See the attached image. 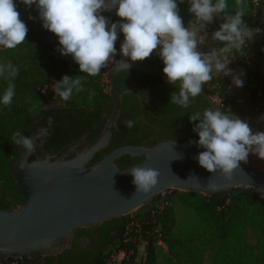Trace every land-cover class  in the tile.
<instances>
[{
    "label": "trees",
    "instance_id": "1",
    "mask_svg": "<svg viewBox=\"0 0 264 264\" xmlns=\"http://www.w3.org/2000/svg\"><path fill=\"white\" fill-rule=\"evenodd\" d=\"M247 1L246 15L242 19L250 29H263L259 41H248L258 61L256 70L252 71L242 63L241 51H234L228 55L246 71L248 81L245 89L250 108L256 109L258 115L264 116V78L261 73L264 69V22L260 26L254 22L251 14L252 4L249 0H245V4ZM15 2L20 19L26 24L28 32L26 40L15 49L0 48V64L10 62L18 68V74L11 80L0 77V96L9 83L15 86L11 105L0 104V210L17 209L23 202V196L16 188L11 173L17 158V145L11 140L12 134L20 131L24 136H28L34 128V120L42 114L41 108L46 100L62 104V112L66 113L71 124L85 128L87 123L85 116L99 118L100 110L105 108L110 97L108 89L105 90L102 84L104 74L100 72L97 76L91 77L80 73L78 64L73 62L71 56H62L56 50L59 47L58 38L42 27L35 5L26 9L19 0ZM227 2L229 5L227 11L233 13L235 0ZM178 6L185 27H188L191 21L195 22L193 14L188 12L189 4L186 0L184 3H179L178 0ZM102 15L108 17L111 22L121 19L115 15V11L104 12ZM220 23L221 19L214 18L213 23L206 27L208 29L206 31L218 30ZM121 41L122 33L116 43ZM143 62L152 69L163 71L164 64L156 55L152 54ZM65 75L70 78L83 76L84 90L79 93L74 91L67 102L56 96L52 87L43 91L46 85L53 86ZM122 77L144 82L147 90L151 92L153 107L158 113L146 108L142 114L146 122L153 123L168 133L166 135L163 132L160 135L162 140L198 141L199 136L193 131V127L199 121L190 122L189 115L210 107L200 95L188 108H182L170 103L171 94L178 91V88L168 84L166 78L133 71L121 73L119 78ZM203 89L212 98L219 100L222 111H231L241 119L242 111L238 109L236 99L228 92L227 76L214 74V78L206 83ZM129 98L127 99L130 101ZM127 99L123 112L128 120L134 122V126L128 128L130 130L122 144L142 146L149 137V128L141 119L140 108L137 112L124 110V107L129 106ZM55 121H61L62 124L65 122L57 116ZM67 132L65 130L57 133L58 140H63ZM137 163L138 161L126 158L121 166L125 169ZM259 193L260 191L241 187L207 197L196 192L169 190L164 193L166 197L160 196L141 207L133 217H122L96 228L99 245L94 244L92 250L81 251L72 246L56 256L42 257L37 254L36 257L41 259L43 264H104L108 252L113 247H120L133 251L129 259V264H133L138 251L132 243L133 234L129 235L130 239L126 242L125 228L134 220H138L143 230L148 232L147 235H143L147 245L144 250L145 257L140 264H157L156 250L159 244L167 248L168 259L174 264H204L203 254L206 251L212 264H264V200L259 197ZM160 204H163V207L156 208ZM178 208L192 215V222L197 225L193 232L187 233L183 230V225H179ZM249 237L253 242L249 241ZM29 257L23 258V262ZM11 260L5 259L3 264Z\"/></svg>",
    "mask_w": 264,
    "mask_h": 264
},
{
    "label": "clouds",
    "instance_id": "2",
    "mask_svg": "<svg viewBox=\"0 0 264 264\" xmlns=\"http://www.w3.org/2000/svg\"><path fill=\"white\" fill-rule=\"evenodd\" d=\"M26 9L33 5L38 11L42 27L55 34L62 56H71L79 71L86 76H97L109 65L127 70L132 62L143 61L153 52L162 60L166 82L178 88L171 94L170 103L188 108L201 95L206 83L214 74L231 76L232 84L243 86L241 76L228 67V54L241 51L252 40L255 33L242 19L246 15L245 0H235V10L229 13L227 0H188V12L201 29L222 20L211 39L222 45L203 51L204 35L185 27L179 15L178 0H19ZM184 3V0H179ZM115 11L121 18L117 22L102 13ZM31 19V17H30ZM28 29L20 19L15 0H0V48L15 49L26 40ZM121 59L115 61V43L120 34ZM127 58V59H125ZM18 74L12 63L0 64V77L11 80ZM83 76H63L52 88L56 96L67 102L76 93L82 92ZM15 95V86L9 83L0 96V104L9 106ZM195 123L193 131L199 136L196 143L205 149L195 159L210 173L219 172L231 179L240 162L247 163L249 154L264 160V131H255L249 123L218 107H209L189 115ZM264 119V116L261 117ZM51 127L53 120H47ZM126 127L132 128L129 120ZM48 128L39 129L33 136H24L20 131L12 134V142L27 153L36 151L37 146L48 136ZM180 158V157H179ZM136 192H149L158 182V170L144 167L130 168ZM209 187L214 185L209 184Z\"/></svg>",
    "mask_w": 264,
    "mask_h": 264
},
{
    "label": "water",
    "instance_id": "3",
    "mask_svg": "<svg viewBox=\"0 0 264 264\" xmlns=\"http://www.w3.org/2000/svg\"><path fill=\"white\" fill-rule=\"evenodd\" d=\"M120 59L117 51L115 61ZM129 63L128 71L166 78L163 71L152 69L143 61L129 60ZM111 67V70L102 69L101 72L109 82L113 111L100 137L89 149L73 159H51L37 158L35 152L27 153L17 146L11 173L23 202L17 209L0 210V259H23L37 254L56 256L72 244L85 249L90 245V239L78 237L79 231L128 217L169 190L196 192L207 197L241 187L264 191V169L240 162L231 179L219 172L210 173L195 159L205 149L190 141H164L154 126H151L156 133L153 146H123L87 167L96 153L108 147L113 133L118 130L116 122L124 95L134 93V90L117 92L115 77L127 70L118 69L114 64ZM200 96L210 107L219 108L204 89ZM141 119L148 125L143 114ZM31 155L36 159L29 162ZM120 158H139L140 161L119 169L115 161ZM135 166L152 168L160 173L157 184L147 193L136 192L130 174V168Z\"/></svg>",
    "mask_w": 264,
    "mask_h": 264
},
{
    "label": "flooded vegetation",
    "instance_id": "4",
    "mask_svg": "<svg viewBox=\"0 0 264 264\" xmlns=\"http://www.w3.org/2000/svg\"><path fill=\"white\" fill-rule=\"evenodd\" d=\"M112 67L109 65L108 71L111 70ZM123 72L118 73L115 77V85L118 93H121L123 91L127 90H134V93L131 95H124L122 105H121V112L117 119L116 125H117V131L113 133L109 145L105 150H102L98 153H96L91 160L88 161L86 164L87 167L93 166L100 160H102L104 157H106L111 151L118 149L123 146H131V145H123L122 143L127 138V134L130 129L126 127V122L129 121L126 118V114L123 112V106L124 102L127 98L130 99V101L127 99L128 105L124 107V110L130 111V112H137L138 108L140 113L144 111V109L148 108L150 111L155 112L156 114L158 111L154 110V103L152 102L151 98V92L147 90V87L144 82L142 81H131L127 80L126 78L122 77L119 78V75ZM108 91H109V82H108ZM138 96V97H137ZM63 106L59 102L51 101L50 103L45 104L41 108L42 114L38 116L34 120V128L32 132L28 136L35 135V133L39 129L48 128V136L42 141L38 142L40 143L39 149L37 148L35 152L37 158L39 157H49L51 159H56L59 157H65L66 159H73L85 150L89 149L100 137V134L106 125L107 121L110 119L112 111H113V102L109 99L107 100V105L105 108L101 109L99 112V118L94 119L90 118L89 116H85L86 127L78 126L75 127V125L71 121H69L67 115L63 111ZM56 116L61 118L63 121H65L63 124L61 121L56 122ZM51 117L53 120V124L51 127L48 126L47 120ZM84 118V117H83ZM144 123V122H143ZM148 123V122H147ZM147 125V124H146ZM148 134L149 137L145 139V142L142 146L151 147L155 144L156 139V133L153 129L154 126L159 130V137L164 132V134H168L164 129L158 128L153 123H148ZM67 130L65 137L63 140H58L57 133L65 132ZM161 139V137H160ZM164 141H170V140H164ZM36 159L35 156L31 155L28 158L29 162H32ZM126 158H120L115 161V164L119 169H122L123 166H121L123 160ZM127 160H135L140 161L139 158L134 159H127ZM99 227H95L91 230H82L78 232V237L87 236L90 239V245L87 246L85 249H79L77 245L72 244L71 247H75L78 250L85 251V250H92L93 245H97L99 236L95 233V229ZM90 234V235H88ZM99 245V243H98ZM97 245V246H98ZM78 250H76L78 252Z\"/></svg>",
    "mask_w": 264,
    "mask_h": 264
},
{
    "label": "rangeland",
    "instance_id": "5",
    "mask_svg": "<svg viewBox=\"0 0 264 264\" xmlns=\"http://www.w3.org/2000/svg\"><path fill=\"white\" fill-rule=\"evenodd\" d=\"M186 1L188 2V0H186ZM249 1H250V4H252L251 14L253 15V20H254V22L257 25L260 26V24H262L264 22V0H249ZM247 4H248V1L245 4V7L247 6ZM261 4H262V6H261ZM257 7H260V8L256 10ZM261 12L263 13V17H260ZM188 27H189L190 30L197 32V34H198L197 38H199L201 35L205 36L206 43H205V45L201 46V50L207 51V50H210L212 47H220L217 42H214L211 39V35H212V33L214 31L208 32V31H206V30H208L207 28L206 29H201L199 24L196 21L195 22L191 21L188 24ZM260 30H263V29H260ZM252 31L255 33L256 29H252ZM261 34L260 33H256L254 35L253 39L249 40V41H253V42L254 41H259L261 39ZM121 42L115 43L118 53H119V48H120ZM153 55H156L155 51L153 52ZM228 58L230 59L229 55H228ZM228 67L231 68V64L230 63L228 65ZM106 69H109V66ZM227 78H230V76H227ZM52 81L54 82L53 79H52ZM102 84L104 85V88H105V85H106V77H105V75H104V77L102 79ZM51 87H52V85H46L43 88V91H46L47 89H49ZM213 99H215V98H213ZM50 102H51L50 100L49 101L46 100L44 104H47V103H50ZM239 106L244 107V103L240 104ZM258 121H259V119H258ZM248 160H250V159L248 158ZM166 196H167L166 194H163L162 198H164ZM139 209H137L136 211H133L128 216L129 217H133L138 212ZM177 213H178V217H177L178 223H179L180 226L183 225L182 226L183 230L185 232H187V233L193 232L197 225H196V223L192 222L193 221L192 215L188 211H186V210H184L182 208H178L177 209ZM249 241L253 242L251 237H249ZM138 250H139L138 251V256H137V259L135 261V264H140V254L143 252V248L140 246L138 248ZM156 252H157V264H174V262L172 260L168 259L169 255L167 253V248L164 245L159 244ZM203 257H204V260H203L204 264H212L210 255H209V253L207 251L203 254ZM24 262L27 263V264H43V261L41 259L37 258L36 255H33L32 258L29 257L28 260H26Z\"/></svg>",
    "mask_w": 264,
    "mask_h": 264
},
{
    "label": "built area",
    "instance_id": "6",
    "mask_svg": "<svg viewBox=\"0 0 264 264\" xmlns=\"http://www.w3.org/2000/svg\"><path fill=\"white\" fill-rule=\"evenodd\" d=\"M260 17H263V13L261 12ZM262 33V30L259 32ZM241 55L243 56L242 63L252 71L256 70V64L258 63L256 56L251 51L249 43L241 50ZM262 75L264 78V69L262 70ZM108 89V80L106 78V85L105 90ZM217 105L220 108V102L217 99H214ZM259 197L264 200V191H260ZM163 207V204L156 206V208ZM147 231L143 230V226L141 222L138 220H134L125 228V237L126 242L130 239L129 235L133 234L132 243L135 245L137 251L138 248L141 246L143 248V252L140 254V263H142L145 257V246L147 245L146 241L143 239V235H147ZM133 251H127L126 249L120 247H113L107 254L106 258L104 259V264H129V259ZM138 256V255H137ZM3 260L0 259V264H3ZM7 262V261H6ZM7 264H25L22 259H12L11 261L7 262Z\"/></svg>",
    "mask_w": 264,
    "mask_h": 264
},
{
    "label": "crops",
    "instance_id": "7",
    "mask_svg": "<svg viewBox=\"0 0 264 264\" xmlns=\"http://www.w3.org/2000/svg\"><path fill=\"white\" fill-rule=\"evenodd\" d=\"M229 57H230V64H231V68L233 72L236 74H240L241 72L243 73V75L241 76V79L243 80V86L239 88L234 86L232 84V77L230 76V78H228L229 80L228 92L231 96H233L236 99L237 107L239 110L242 111L241 119L249 123V126L253 129V132L264 131V128H263L264 119H261L262 116L256 113L257 112L256 109L253 110L252 108H250L248 104L247 93L245 89L247 85V81H248L246 71L241 66H239L236 62H234L230 55ZM242 103H244V107L239 106ZM248 158L250 159L247 161L248 164L252 166H256L260 169H264V160H260L255 155H252V154H249Z\"/></svg>",
    "mask_w": 264,
    "mask_h": 264
}]
</instances>
